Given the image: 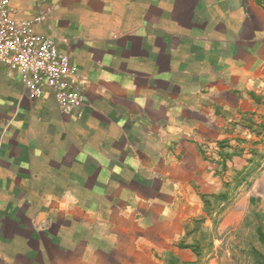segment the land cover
Instances as JSON below:
<instances>
[{"label":"crops","instance_id":"obj_1","mask_svg":"<svg viewBox=\"0 0 264 264\" xmlns=\"http://www.w3.org/2000/svg\"><path fill=\"white\" fill-rule=\"evenodd\" d=\"M263 3L12 0L78 65L87 101L63 113L0 63V264L194 261L179 245L203 196L264 141Z\"/></svg>","mask_w":264,"mask_h":264},{"label":"rangeland","instance_id":"obj_2","mask_svg":"<svg viewBox=\"0 0 264 264\" xmlns=\"http://www.w3.org/2000/svg\"><path fill=\"white\" fill-rule=\"evenodd\" d=\"M263 124L264 116L253 124L258 138L264 136V130L259 127ZM236 150L238 147H230L231 153L241 155ZM246 155L251 157L248 170L231 176L232 180L219 193L227 194L228 199H212L213 204L205 213L193 220L186 242L201 243L198 264H252L250 248L264 251L256 233V227L260 223L264 225V141L253 142L252 150ZM231 158L223 152L210 157L222 170H226Z\"/></svg>","mask_w":264,"mask_h":264},{"label":"built area","instance_id":"obj_3","mask_svg":"<svg viewBox=\"0 0 264 264\" xmlns=\"http://www.w3.org/2000/svg\"><path fill=\"white\" fill-rule=\"evenodd\" d=\"M12 0H0V63L20 69L22 80L34 98L51 93L63 113L75 114L86 105V80L72 57L61 52L59 42L35 30L42 21L18 20Z\"/></svg>","mask_w":264,"mask_h":264},{"label":"trees","instance_id":"obj_4","mask_svg":"<svg viewBox=\"0 0 264 264\" xmlns=\"http://www.w3.org/2000/svg\"><path fill=\"white\" fill-rule=\"evenodd\" d=\"M259 127H262V130H264V124L260 125ZM260 132L261 131L257 130L258 134H260ZM219 198H223L225 201L228 199L227 194H218V195L216 194V195H208V196L204 195L203 196V201H204L205 209L207 210L209 208V206L211 204H213L212 203V199L217 200ZM254 200L255 199H251V201H254ZM257 216L260 217L261 215L257 214ZM190 232L188 233V235L190 234ZM256 233H257L258 241L260 242V244L264 248V225L262 223H260L256 227ZM200 244L201 243H199V242H195V243H191L190 244V243H186V241H182L180 243L179 246L181 248L191 249L192 252L195 255V258H196V260H194L192 262H185L183 264H198V259H199L200 255H201V246H200ZM248 253L253 259L252 264H264V251L258 250L256 247L252 246Z\"/></svg>","mask_w":264,"mask_h":264}]
</instances>
